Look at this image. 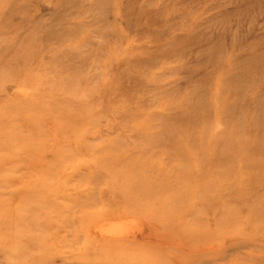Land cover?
I'll return each instance as SVG.
<instances>
[{"label": "rangeland", "instance_id": "rangeland-1", "mask_svg": "<svg viewBox=\"0 0 264 264\" xmlns=\"http://www.w3.org/2000/svg\"><path fill=\"white\" fill-rule=\"evenodd\" d=\"M179 223L264 264V0H0V264H199Z\"/></svg>", "mask_w": 264, "mask_h": 264}, {"label": "bare ground", "instance_id": "bare-ground-1", "mask_svg": "<svg viewBox=\"0 0 264 264\" xmlns=\"http://www.w3.org/2000/svg\"><path fill=\"white\" fill-rule=\"evenodd\" d=\"M28 158L32 159V156ZM199 172H203L201 165ZM86 231L92 241L121 245L142 243L152 234L149 224L143 217L123 213H109L96 217L87 225ZM169 233L168 239L172 238V235H176V238L174 237V243L170 242V245L166 244L165 247L176 254L184 253L196 260L200 259L199 264H213V260L204 262L209 260L215 251V243L208 242L210 235L199 233L193 228H186L183 223L171 226Z\"/></svg>", "mask_w": 264, "mask_h": 264}]
</instances>
